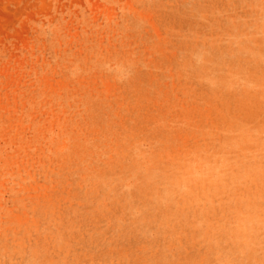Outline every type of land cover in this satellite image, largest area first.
I'll list each match as a JSON object with an SVG mask.
<instances>
[{
	"label": "rangeland",
	"instance_id": "374dc122",
	"mask_svg": "<svg viewBox=\"0 0 264 264\" xmlns=\"http://www.w3.org/2000/svg\"><path fill=\"white\" fill-rule=\"evenodd\" d=\"M0 264H264V0H0Z\"/></svg>",
	"mask_w": 264,
	"mask_h": 264
}]
</instances>
